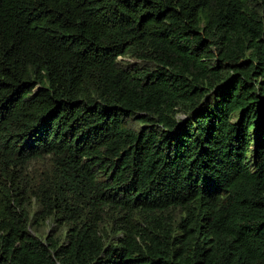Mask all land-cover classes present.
Here are the masks:
<instances>
[{"label": "trees", "instance_id": "trees-1", "mask_svg": "<svg viewBox=\"0 0 264 264\" xmlns=\"http://www.w3.org/2000/svg\"><path fill=\"white\" fill-rule=\"evenodd\" d=\"M0 264H264V0H0Z\"/></svg>", "mask_w": 264, "mask_h": 264}, {"label": "rangeland", "instance_id": "rangeland-1", "mask_svg": "<svg viewBox=\"0 0 264 264\" xmlns=\"http://www.w3.org/2000/svg\"><path fill=\"white\" fill-rule=\"evenodd\" d=\"M129 62H134L133 59L126 58ZM51 169V164L48 158L32 161L23 170V175H25V178L30 179L34 182H37L39 178L42 176L44 177L45 174ZM51 222H45V225H43L39 230L44 234L50 233L51 230ZM40 233V232H39Z\"/></svg>", "mask_w": 264, "mask_h": 264}]
</instances>
